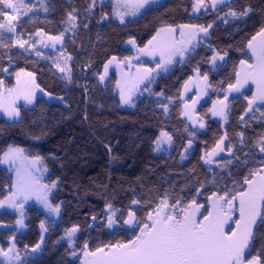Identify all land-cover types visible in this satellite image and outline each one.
Returning <instances> with one entry per match:
<instances>
[{
  "label": "trees",
  "instance_id": "1",
  "mask_svg": "<svg viewBox=\"0 0 264 264\" xmlns=\"http://www.w3.org/2000/svg\"><path fill=\"white\" fill-rule=\"evenodd\" d=\"M194 3L164 0L122 23L113 17L110 1L95 0L93 6L92 0H46L47 11L40 7L20 18L14 33L2 30L0 80L12 85L14 71L24 69L35 74L41 90L60 98L38 97L33 107L20 105L18 120L0 118V202L11 195L14 186L12 175L1 166L10 147L42 157L47 180L57 181L51 202L60 207L58 223L45 224V214L34 204L25 208L23 227L17 223V213L0 211V246L7 250L15 244L22 264H81L85 244L93 252L109 244L127 243L139 234L138 228L123 224L129 210L147 222L148 213L167 198L170 205L180 201V208L195 200L206 214L211 194L243 190L244 179L264 168L260 151L264 107L247 115L245 97L252 90L230 97L225 124L209 114L213 102L224 98L226 89L236 82L240 62L252 60L247 45L264 28V0H231L198 15L192 14ZM248 9L246 16L226 15ZM69 13L76 17L71 26ZM182 24L212 25L209 38L168 73L158 76L152 93L140 96L134 109L121 108L116 74L105 83L98 80L106 62L113 56L132 54L124 46L129 37L143 47L159 28ZM38 32L51 36L68 33L64 41L71 57L68 74L58 72L49 60L16 47L18 38ZM196 73L206 75L210 86L208 98L198 108L206 123L203 131L193 130L181 116L183 87ZM162 131L170 134L172 146L157 154L155 142ZM223 136L232 154L203 163L202 155ZM189 142L193 148L184 157ZM134 200L139 203L133 204ZM109 204L119 210V227L113 231L106 227ZM72 226L79 230L74 246L61 241ZM37 244V254L24 255ZM254 256L264 264L260 219L248 250V257Z\"/></svg>",
  "mask_w": 264,
  "mask_h": 264
},
{
  "label": "snow or ice",
  "instance_id": "2",
  "mask_svg": "<svg viewBox=\"0 0 264 264\" xmlns=\"http://www.w3.org/2000/svg\"><path fill=\"white\" fill-rule=\"evenodd\" d=\"M229 0H211V6L215 8L218 4H227ZM120 0H118V5ZM124 7H131V13L117 11L116 15L120 21L124 22L126 15H136L141 10H151L152 5L159 3V0H123ZM95 0H92L94 6ZM204 6V0H195L193 11H199ZM27 9L31 11V7L25 3V0H0V39L3 38V31L7 30L9 33H14L16 25L13 21L17 20L21 11ZM45 11L47 9L45 8ZM251 9L237 13L236 11H230L226 15L233 17L246 16ZM27 15V11L23 12ZM76 17L69 13V20L74 21ZM180 35L183 36V29L193 28L195 34L203 32L207 34L208 29L212 25L207 27L197 25H180ZM161 31L175 32L174 28L161 29ZM195 34L193 39H195ZM39 35V33H37ZM160 33H157L159 36ZM259 37L264 38V28L256 34ZM63 38V33L60 36L49 37L50 40L59 42ZM157 37H153L156 40ZM153 40L148 42V45H152ZM256 40V36H253L249 41L247 47L252 49L253 55L256 57L255 65H248L252 72L246 73L243 79H240V73H237V81L235 85H229V87L235 91L240 92L243 86L248 82L249 79H253L257 84V95L248 99V110H252V106L257 100L264 102V46L259 49L255 48L252 41ZM28 41L17 39L16 44L19 47L24 48ZM129 43L135 44V41H129ZM191 43V40L188 42ZM47 46V45H46ZM55 46V45H53ZM184 50H179L180 54L183 55ZM159 53L161 62L157 67H163L164 64L171 63L172 57L176 55L177 50H174L172 46H166L161 48L148 47L139 48L138 55L135 57L139 59V55H147L155 57ZM40 53L37 52V55ZM219 56V53H217ZM216 56L212 58L215 63ZM116 57L108 61L111 64ZM219 59L223 60V56H219ZM241 66L246 62L241 61ZM59 67V65H57ZM167 70L166 68L164 69ZM61 72L65 71L63 68ZM108 67L105 66L104 72L107 74ZM139 71V69H138ZM146 73L151 72V69H145ZM28 75H31L29 73ZM70 79V77H69ZM101 80L104 76L100 77ZM207 81L208 77H203ZM2 83V82H0ZM12 90L9 89V92ZM23 98L29 103L35 102V92L26 91L22 93ZM50 95V94H49ZM121 100L125 104L131 103V95H125L124 91H121ZM227 100L225 96L224 100L218 101L224 108H227V104L224 101ZM196 101H193L195 104ZM187 107V105H186ZM2 110L10 118H17L20 116L18 108L3 107ZM224 116V112L221 111L216 113ZM187 115V113H185ZM226 119V116H225ZM203 127V125H201ZM242 135V134H241ZM163 140H157V145H161L162 142L171 143L172 137L167 133L161 134ZM191 143V142H189ZM223 143V140L220 141ZM219 148V144L217 145ZM223 149H221L222 151ZM215 151V150H214ZM260 151L264 153V141L261 142ZM23 149H12L4 154V162L8 160H14L15 153H22ZM40 158L37 157V160ZM253 178H245L244 184L247 188L243 190H235L232 192L225 191L223 194H214L215 200L212 203V210L207 211V214L202 215V218L198 219L201 215L200 209L203 205L196 204L193 200L187 207L180 208L177 213L176 209L180 206V201H175L171 205L168 203L167 198L162 199L159 202V206L153 209V212L148 213L147 222L138 219L134 211L129 210L127 213V219L123 220V224L127 225L130 229L138 228V235H135L133 239L124 242H117L114 244L106 245L108 251L105 252L104 248H97L93 252L85 251V256H92L97 258L94 264H262L261 259L252 257L251 259L245 260V249L249 247V244L253 238V226L256 225L257 219L264 224V215L261 214V208L264 207V174L261 172H255L250 174ZM259 176L257 181L254 177ZM17 192L12 194L13 197L18 198L23 196L24 200L28 199V196L32 193H38L42 189L49 188V185L39 184L38 179H29L27 177H21L19 170H17ZM56 185H51L54 188ZM39 199L48 210L53 214H59V205L53 206L48 201L47 193L37 195ZM10 206L22 207L23 204L17 205L15 200L9 198ZM133 204H138L139 201H132ZM3 206V202H0V207ZM109 208L112 206L109 204ZM239 213L238 219L234 221V227L228 228L232 217L235 213ZM23 216V213H21ZM115 216V212H113ZM95 219V217H93ZM23 227V219L17 221ZM117 223L112 217L108 218V226L112 227L113 224ZM43 227V224L41 225ZM78 231V227L67 230L66 235L71 237ZM14 239V238H13ZM37 244L33 251L39 248ZM87 249V244L84 245ZM14 251V246L7 250L0 248V256L7 257L9 261L13 257H9V253ZM97 253L103 255L97 257ZM75 255V253H73ZM15 258H18V254Z\"/></svg>",
  "mask_w": 264,
  "mask_h": 264
},
{
  "label": "rangeland",
  "instance_id": "3",
  "mask_svg": "<svg viewBox=\"0 0 264 264\" xmlns=\"http://www.w3.org/2000/svg\"><path fill=\"white\" fill-rule=\"evenodd\" d=\"M108 1H110L113 5V17L116 20L120 21L119 17L116 15L117 11L128 12V13H131V11H132L131 7H127V8L124 7L123 0H120L119 5H118V0H101V3L104 4ZM163 1L164 0H159V3L163 2ZM230 1L231 0H229V2ZM45 2H46V0H25V3L28 4L32 10L31 11H28L27 9L22 10L18 19L13 21V23L15 25H17V22L20 20V18L26 16L23 14L24 11H27V15L33 11L41 10L40 7L42 9H44V11H45V8H46ZM223 5H225V4H218L215 8H213L211 6V0H209L208 2L204 0V6L197 13V15L203 10H207V9L216 10V9L222 7ZM144 11L145 10H141V12L136 14V15H131V14L126 15L124 17V21L129 19V18H134V17L140 16ZM195 12H197V11H195ZM67 22H68V24L70 23V26L73 25V23H71L72 21H70L69 19ZM169 27L174 28L176 26H164V27H162V29L163 28H169ZM71 31H72V29L69 30V32H71ZM38 33H39V35H37V33H36L32 36H29L28 38H18V39L26 40V41H28V43L25 44L24 48L19 47V45L15 43L16 47L20 48L22 50L28 51V52H30V53H32V54H34L40 58L49 60L54 65V67L56 68V70L58 72H60L62 74H68L69 73V63H70L71 57L65 51V47H64L65 37L68 33H63V38L59 42H56V41L49 39V37H56V36L47 35L43 32H38ZM192 37H193L192 33H190V34L186 33L183 36H181L180 42L176 41L173 43V46H172L173 49L177 50L176 55L172 57L171 63L164 64L163 67H157V65L161 62V57H160L158 52L155 55V57L147 56V55H139V59H136L135 57L138 55V49L139 48H145V46L152 48V46L148 45V43H147L145 46L140 47L137 44L136 39L134 37H129L126 40L124 46L126 48L130 49L132 51V54L129 57H125V58L116 57V59L113 60L111 64H108V61L112 60V58L115 56L111 57L106 62V64L104 65L101 74L98 76V80L101 83H105L109 80L111 74L115 73L117 76L116 88H117V92H118V95L120 98L121 108H123V109H134L136 106L137 100L140 96H142L143 94L147 95V94L152 93V91H153L152 86H153V83H154L156 77L158 78V76H160L161 74L168 73L175 66V64L185 60L191 54V53H189L188 55H186L189 51H191V49L194 50L195 48H197L196 46L198 45V43L195 42V39H193ZM160 38H161V40L158 43H160V44H163L164 42L167 43L164 40V36H161ZM132 40L135 41V44L129 43V41H132ZM189 40H191L190 44L188 43ZM252 42H253L254 47L257 49L264 46V38L259 37L257 35H256V40L252 41ZM53 45H55V46H53ZM184 49H186V50L183 51V55H181L179 50H184ZM37 52H39L40 54L37 55ZM249 52L251 54L252 61H245L246 63L243 66H241V63L239 64V67H238L239 71L238 72L240 73V77H239L240 79H243V77L246 73L253 71V69H250L248 67V65H255L256 64V57L253 55L252 49H249ZM57 65H59V67ZM106 65L108 67L107 74H105V72H104ZM61 68H63L65 71L61 72L60 71ZM165 68L167 69L166 71L164 70ZM138 69H139V71H138ZM145 69H151L152 71L146 73L144 71ZM29 73H31V75H28ZM101 76H104L103 80L100 79ZM12 77L14 79V82L12 85H7L5 80H0V82H2V83H0V118H5L8 121H16L19 119V117H17V118L8 117L7 114L2 110L3 107L14 106L18 109H19L20 105H24L25 107H33L35 102L29 104L23 98V95H22V93L29 91V90L35 92V101H36V98H38V97H45L50 101L60 100L59 97L49 95L38 87V85L36 83V76L33 72H30V71H27L24 69H17L12 74ZM196 77L197 78L195 79V75H193L190 79L187 80V82L185 83V85L183 87L182 98H181L182 103H183L182 109H181V116H182V118L186 119V121L192 127L193 130L203 131V129L206 126V123H205L203 117L198 113V108L208 98L209 93H210V86L208 83V79H207V81H205L203 79L204 76H201L200 74H198V75H196ZM235 84H236V82L233 85H235ZM9 89H11L12 91L9 92ZM249 89L252 90V95L248 99H251L253 96L258 94L257 93V84L254 82L253 79H249L248 82L243 86V88L240 92H235L230 87H228L225 91V96H227V100L224 101V103L227 104V108H224L220 103H218V101L224 100V98H225L224 97L222 99H218V100L213 102V105L210 108L209 114H211V116L213 118H215L216 120L222 121L223 124H225V122L228 119L230 97L237 95V94H242V93L248 91ZM122 90L124 91L125 95H128V94L131 95V103L130 104H125L121 100V91ZM248 99H247V103H248ZM193 101H196L195 104H198L197 108L195 110H192L193 106L195 105V104H193ZM186 105H187V107H186ZM263 107H264V102L257 100L256 103L252 106L251 111H249L247 108V115L251 114L252 112H254L260 108H263ZM221 111L224 112V114H225L224 116L216 114V113H219ZM185 113H187V115H185ZM225 116H226V119H225ZM201 125H203V127H201ZM162 133H167L168 135H170L168 132L162 131L160 133L159 137L157 138V140H163V138L161 136ZM221 140H223V143H220ZM218 144H219V148H217ZM217 145L213 149L209 150L207 153V157L210 161H214V160L221 158L223 156H230L232 154V150L227 149V147H226V137L225 136H223L219 140ZM171 146H172V141L170 144L166 143V142H162L161 145H159V146L155 142V153H157V154L164 153V152L168 151L171 148ZM260 147H261V145H260ZM10 148H12V149H16V148L23 149V152L22 153H15L14 154V160H8L7 162H4V160H5L4 154L6 152H8ZM10 148L7 149V151H5V153L3 154L2 158H1V166L4 167L5 169H7L8 172L12 175L14 186H13V191H12L11 195L3 201V206L0 207V211L3 209H10L11 211H14L15 213H17V215L19 216V220L22 218L23 223H24L26 206L34 204L45 214V224H48V223L56 224V223H58L59 218H60V212L58 215L51 213L48 210V208H46L44 206V204L39 199H37V195H42L43 193H47L48 201H49V203L52 204L51 196L57 187V181L50 182L47 180L48 170L46 168L44 159L40 156L29 155L24 148H20V147H10ZM192 148H193L192 143H188L186 150L184 152V157L191 151ZM221 149H223V150L221 151ZM37 157H39L40 159L37 160ZM17 170H19L21 177H27L29 179H38L39 184L49 185V188L42 189L38 193H32L31 195L28 196L27 200H24V197L19 196V194H18V198L13 197L12 194L14 192H17V188H16L17 181H18ZM260 172L262 174H264V168ZM254 178L257 181L259 180V176H255ZM53 183H55V185H56L54 188L51 187V185ZM246 188H247V185H246ZM214 194H218V193H213L208 197V201H207L208 211L212 210L211 206L215 200ZM9 198L14 199L17 205H20L22 203L23 206L22 207L10 206ZM190 204H188V205H190ZM196 204H198V203H196ZM198 205H201V204H198ZM53 206H55V205H53ZM179 210H180V207H178L176 209L177 213L179 212ZM113 212H115V216H113ZM21 213H23V216H21ZM105 213H106L105 220H106L107 229L110 231H113L116 228H118L119 223H118L117 218H118L119 210H117L113 206L111 208L107 207ZM200 213H201V215L198 216V219L202 218V215H204L203 208L200 209ZM109 217H112L114 220L117 221V223L113 224L112 227L108 226V218ZM238 217H239V213L237 212L233 215L232 222H230L227 227L233 228L234 227V221L236 219H238ZM258 220H259V218L257 219V222H258ZM124 226L126 228L130 229L127 225H124ZM73 227L74 226L66 229L64 234L61 237V241L67 242L71 246H74L76 244V240H77V237L79 234V230H78L71 237V239L66 235L67 230H69ZM254 227H255V225L253 226V229H254ZM0 228H1V225H0ZM13 246H14V251L9 253V257H13V259H11L9 261V259L7 257L0 256V263L1 264H22L21 255H19L17 247H15L16 246L15 244L12 245L11 247H13ZM0 248H2V247L0 246ZM39 249H40V247L36 249L35 253H34L32 248L26 249L27 251L25 252L26 254L24 253V255L28 256L27 255L28 253L35 255L39 252ZM104 250H105V252H107L108 251L107 247H105ZM248 250H249V247L247 249H245V254H244L246 261L248 259L252 258V257H248ZM85 251H88V250L85 249L82 252L81 264H94V262L97 258H94L92 256H85ZM88 252H90V251H88ZM17 254H18V258H15L17 256ZM101 255H103V254L97 253V257H99Z\"/></svg>",
  "mask_w": 264,
  "mask_h": 264
},
{
  "label": "crops",
  "instance_id": "4",
  "mask_svg": "<svg viewBox=\"0 0 264 264\" xmlns=\"http://www.w3.org/2000/svg\"><path fill=\"white\" fill-rule=\"evenodd\" d=\"M99 2H101V0H98ZM194 5H195V3H194ZM203 7H201L200 8V10L202 9ZM199 10V11H200ZM199 11H197V12H195V11H192V14L193 15H197V13L199 12ZM182 25H189V24H182ZM180 25H178V26H176V27H174V29H175V32H169V31H161V29H162V27H161V29L159 28V30L157 31V33L159 32L160 33V35L159 36H157V33L155 34V36L154 37H157L156 38V40H153V43H152V47H155V48H160V47H166V46H173V43L174 42H176V41H179L180 42V39H181V35H180V32H181V28L179 27ZM197 26H200V25H197ZM164 27V26H163ZM203 27H207V26H203ZM163 29H166V28H163ZM183 32H184V34H186V33H192L193 35L195 34V29H193V28H185V29H183ZM210 32H211V28H209L208 29V32H207V34H205V33H203V32H199L198 34H195V42H197L198 43V45L199 44H201V43H203L205 40H207L208 38H209V35H210ZM161 36H164V40L167 42V43H163V44H160V43H158L160 40H161ZM150 41V40H149ZM198 45L196 46V47H198ZM196 49V48H195ZM195 49L194 50H192L191 49V51H189L186 55H188L189 53H193L194 51H195ZM190 54V55H191ZM252 61V60H251ZM238 71H239V69H238ZM196 75H198V73H196L195 74V79L197 78L196 77ZM157 78V77H156ZM237 79H238V77H237ZM156 80V79H155ZM237 81V80H236ZM191 90V89H190ZM197 105L198 104H195L194 106H193V108H192V110H195L196 108H197Z\"/></svg>",
  "mask_w": 264,
  "mask_h": 264
},
{
  "label": "water",
  "instance_id": "5",
  "mask_svg": "<svg viewBox=\"0 0 264 264\" xmlns=\"http://www.w3.org/2000/svg\"><path fill=\"white\" fill-rule=\"evenodd\" d=\"M208 160H209V159H208V157H207V154H206V153L203 154V155H202V162H203V163H207Z\"/></svg>",
  "mask_w": 264,
  "mask_h": 264
}]
</instances>
